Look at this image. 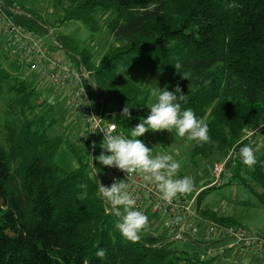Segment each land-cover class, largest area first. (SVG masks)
Returning a JSON list of instances; mask_svg holds the SVG:
<instances>
[{"label": "trees", "instance_id": "1", "mask_svg": "<svg viewBox=\"0 0 264 264\" xmlns=\"http://www.w3.org/2000/svg\"><path fill=\"white\" fill-rule=\"evenodd\" d=\"M2 1L13 8L11 0ZM56 4L64 21H78L92 30L96 16H109L106 28L117 46L96 66L88 51L79 50L69 36L52 39L51 44L72 67L88 73L84 86L92 110L103 123L118 124L114 134L128 136L150 111L147 86L122 76L118 67L165 73L164 88L179 87L185 95L187 103L181 102V110L192 109L209 128V142L190 141L192 156L204 159L214 151L222 153L219 176L240 185L249 199L264 206V151L255 152L257 163L252 168L237 158L241 147L252 145L245 138L248 132L261 129L264 139V0H66V6L57 0ZM229 4L238 7L228 8ZM8 15L40 38V28L35 32L25 28L27 16ZM177 63L179 69L174 68ZM4 82L11 99L4 111L5 144H0V264H209L206 248L189 255L166 236L147 232L136 243L124 239L115 227L117 218L98 195L97 181L103 182L105 166L90 157L105 151L100 134L82 139L77 129V140L66 142L63 149L75 165H59L61 139L53 133L54 121L42 113L36 86L0 71V85ZM126 105L130 119L121 115ZM137 139L142 141V136ZM209 188L195 196L197 208ZM144 214L151 223L150 214ZM213 219L236 225L230 217ZM99 248L105 250L104 258L95 256Z\"/></svg>", "mask_w": 264, "mask_h": 264}, {"label": "rangeland", "instance_id": "2", "mask_svg": "<svg viewBox=\"0 0 264 264\" xmlns=\"http://www.w3.org/2000/svg\"><path fill=\"white\" fill-rule=\"evenodd\" d=\"M56 1L57 0H11L10 2L15 9L13 11H16L15 14H23L29 18L24 24L25 28L34 32L37 31L38 28L42 30L39 35L45 46L52 48V39H56L59 36H69L79 50L88 51L91 57L90 61L96 66L104 55L117 46L106 28V22L109 20V16L100 18L96 16V28L92 30L78 21H64L63 11L58 7ZM58 1L66 6V0ZM5 6L6 5H4V7ZM7 7L12 9V7ZM0 71L8 75L9 78H17L36 86L35 92L39 100L43 101L41 107L42 113L54 121L52 125L53 133L55 137L61 139L57 162L59 165L73 167V165H75V159L71 158L63 149L66 142L67 144H71V142L73 143L77 140L76 130L79 125L78 119L66 108L67 102L62 98V95H54L53 90L50 88L48 89L44 84L35 85V80L31 72L23 67L18 68L15 65L13 57L8 56L4 45H0ZM118 72H120L122 76L132 79L140 85L143 84L147 86V107L155 102V98L150 97V88L155 86L161 90L164 88L166 80L165 73L146 70L136 66L128 68L119 66ZM10 94L7 82L2 83L0 85V144H5L4 137L6 129L3 128V126L7 118L4 116V111L7 103L9 104L10 102ZM113 117L115 118L117 115L114 114ZM260 134L261 129H258L254 131L246 141L248 144L251 143L255 145L256 140H259ZM142 142L149 149H153V153L164 151L172 154L175 159L182 161V168L180 170L181 176L191 175L195 180V186L199 182H201V185L206 183L208 181L207 179H209V175L213 180H216V184L222 182L219 178V171L221 169L223 170L222 159L224 156L222 157V153L214 151L212 155L204 159L199 156L193 157L192 145L190 141L187 140V137L181 138L176 133H169L166 130L159 132L149 130L142 136ZM239 146L240 144L237 147ZM256 151L258 154L264 151V143L263 145L260 143ZM237 158H240V156ZM226 159L227 158H225V160ZM200 167H202L200 169L202 172L199 173V177L197 178V172ZM187 195H190V193ZM201 202L203 207L205 205L209 207L212 205L214 207L220 204L218 206L219 211L222 209L226 210L227 206L231 208L230 206L232 205L231 214H234V217L237 218V224L235 223L237 227L253 235L264 236V206H259L255 204L252 199H249L248 194L240 185L223 184L220 186L219 184L215 188L210 187ZM158 222L159 221H157V223ZM168 229L169 228L165 230L164 234L168 233ZM174 245L180 250H187V245L181 242H176ZM216 264H225V262L218 259Z\"/></svg>", "mask_w": 264, "mask_h": 264}, {"label": "built area", "instance_id": "3", "mask_svg": "<svg viewBox=\"0 0 264 264\" xmlns=\"http://www.w3.org/2000/svg\"><path fill=\"white\" fill-rule=\"evenodd\" d=\"M0 45L5 46L16 66L31 72L36 85L47 84L56 95H62L67 102L69 112L78 119L80 138L84 139L98 132L103 140L104 134L109 132L112 124L97 122L92 118L95 116L101 120L93 112L91 103H88L90 100L84 86L85 81L89 80L88 73L72 67L67 56L58 47L45 46L38 36L16 25L8 15L2 0H0ZM82 87L85 89L84 94L80 93ZM253 133L248 132L246 138ZM221 171L222 169L219 174ZM114 180L127 182L130 193L136 199V208L150 214L152 222L148 235L152 237L166 235L171 241H181L186 236H201L205 239L218 237L228 242L231 248L251 253L257 258H264V236L253 235L236 225L204 219L194 210V199L179 196L171 202H166L161 199V194L155 185L144 181L141 176L133 174L127 177L124 172L114 167H105L102 184L110 186ZM99 197L108 204L100 195ZM167 228H169L168 235L164 234ZM213 254L214 251L206 249V256Z\"/></svg>", "mask_w": 264, "mask_h": 264}, {"label": "clouds", "instance_id": "4", "mask_svg": "<svg viewBox=\"0 0 264 264\" xmlns=\"http://www.w3.org/2000/svg\"><path fill=\"white\" fill-rule=\"evenodd\" d=\"M227 7L235 8L238 5L229 4ZM180 67L181 65L177 63L174 68ZM182 79L185 77L182 76ZM84 92L85 89L82 87L80 93L84 94ZM150 97L155 98V102L149 105L147 118L141 119L140 123L130 129L128 136L114 134L118 124H112L100 144L105 151L98 157L90 158L92 161H98L102 166L114 167L124 172L127 177L133 174L141 176L144 181L155 185L162 200L171 202L194 190V178L191 175L180 177L182 161L164 151L153 153V149L146 147L137 137L143 136L149 130L172 132L175 129L176 134L181 138L187 137L188 141L207 143L210 141L209 128L202 119H197L192 109L181 110V102L187 103V101L179 87L174 91H169L168 86L163 90L156 86L151 87ZM121 115L131 118L127 105L122 109ZM92 118L97 122L101 121L95 116ZM255 152L256 149L250 144L240 148L239 156L246 167L252 168L257 163ZM92 165L95 172L96 167L93 163ZM97 173L95 172V176ZM97 184L99 195L108 202L110 213L117 218L115 227L121 236L132 243L140 241L142 234L150 231V221L143 211L136 208V199L130 193L128 183L124 180H114L110 186H104L99 181ZM95 256L104 258L106 252L103 248H99Z\"/></svg>", "mask_w": 264, "mask_h": 264}, {"label": "crops", "instance_id": "5", "mask_svg": "<svg viewBox=\"0 0 264 264\" xmlns=\"http://www.w3.org/2000/svg\"><path fill=\"white\" fill-rule=\"evenodd\" d=\"M5 9H6L7 13H11V14L16 13L13 11L14 8L10 9L7 6H5ZM78 129H79V126H78ZM258 139L259 140H256V144H255L256 147L254 146L255 147L254 149H256L257 146H260V143H264L262 141L261 135L259 136ZM201 168L202 167H200L198 172H197V178L199 177V173L202 172V171H200ZM179 176L182 177L181 173ZM208 178L209 179H207L208 181L206 183L201 185L200 184L201 182H199L198 184H196L193 192L190 193L191 196L187 195V194L182 195V196L185 198H188V199L192 198L195 200V196L199 193V191H201L207 187H211V186L216 187L219 184H220V186H222L223 184H228L227 179L223 178V176L219 177L222 182H220L218 184H216V180H213V178H211L210 175L208 176ZM201 203L199 204V206L197 208L196 204L194 202L193 207H194V210L196 209L197 211H199L202 214V216L205 217V219L219 223L218 221H215L213 219V217L221 218V219H223L225 217H227V218L230 217L231 219H233L232 223L237 224V218L234 217V214H231L232 213V205L230 206L231 208H229L227 206L226 210L222 209L219 211L218 206L220 204L217 206H214V207L212 205H210V207L207 205H205L203 207L202 206L203 204L201 205ZM197 211H196V213H198ZM168 234L169 233H167V235ZM176 242H181V243L187 245V248H186L187 250H183V249H181V250L187 252L189 255H198V253H200V251H203L202 250L203 248L204 249L205 248L211 249L212 251H214V254L212 256H208L210 264H216V261L218 259H221L222 261H224L225 264H264V258H257L256 256H254L251 253L231 248L229 243H226L224 240H222L218 237H210L209 239H205L204 237H201V236H186L181 241H174V243H176ZM199 257L202 260L206 259L203 255H201Z\"/></svg>", "mask_w": 264, "mask_h": 264}]
</instances>
